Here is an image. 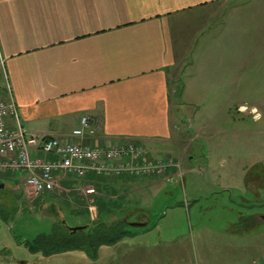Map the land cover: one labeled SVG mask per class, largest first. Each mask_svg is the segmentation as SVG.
Listing matches in <instances>:
<instances>
[{
    "label": "crops",
    "instance_id": "obj_1",
    "mask_svg": "<svg viewBox=\"0 0 264 264\" xmlns=\"http://www.w3.org/2000/svg\"><path fill=\"white\" fill-rule=\"evenodd\" d=\"M253 47L264 51V0H0V92L17 105L23 127L65 139L88 117L96 130L91 145L131 141L151 160H184L189 131L197 138L204 130L185 128V117L191 110L194 119L204 101L238 96L250 69L264 64ZM170 171L163 179L90 176L78 183L96 189L97 197L83 203H94L97 220L107 221L125 210L133 183L145 178L158 186L175 177ZM21 176L0 174V184L11 178V194L26 198L15 186ZM237 225L209 232L238 240L247 232ZM172 242L127 238L101 247L96 259L83 252L40 258L42 264H97L100 257L101 264H201L180 256V247L169 253ZM0 255V264H14ZM260 256L264 264V248Z\"/></svg>",
    "mask_w": 264,
    "mask_h": 264
},
{
    "label": "rangeland",
    "instance_id": "obj_2",
    "mask_svg": "<svg viewBox=\"0 0 264 264\" xmlns=\"http://www.w3.org/2000/svg\"><path fill=\"white\" fill-rule=\"evenodd\" d=\"M254 48V58L264 57V51L255 52ZM260 68L250 69L252 74L237 97L204 101L206 106L194 119L190 110L183 121L184 127L196 125L204 130L197 132L196 138L194 131L188 129L189 138L183 145L186 148L184 160L175 163V177L158 186H149L145 178L133 183L139 191L131 187L133 191L122 201L125 210L110 214L115 219L127 220L129 225L120 229L133 233L127 238L173 241L168 245L170 248L167 247L169 253L180 247V256L201 264H259L260 249L264 248L263 63ZM7 181L12 180L7 178ZM7 181L2 182L0 189V253H6L14 264L17 261L19 264L21 261L43 263L40 255L25 250L21 244L23 240L31 241L37 235L50 234L52 225L61 220L67 228H73L85 226L87 218H90L89 224L98 217L94 203H83L86 198L79 191L78 182H70L69 187H60L39 198L26 196V199L19 193L12 195L13 184ZM15 186L21 190L19 180ZM7 200L11 201L9 207L4 206ZM82 208L86 211L93 208L92 213H71L72 209ZM250 222L254 223L253 227ZM135 223L146 226H130ZM239 223L234 229L247 234L238 240L209 232ZM101 261L100 257L97 264Z\"/></svg>",
    "mask_w": 264,
    "mask_h": 264
},
{
    "label": "built area",
    "instance_id": "obj_3",
    "mask_svg": "<svg viewBox=\"0 0 264 264\" xmlns=\"http://www.w3.org/2000/svg\"><path fill=\"white\" fill-rule=\"evenodd\" d=\"M95 132L89 118L83 117L79 128L65 139L31 133L21 124L15 102L0 92V174H21L23 194L37 198L59 190L66 181L79 182L90 176L162 179L176 167L170 158L151 160L142 145L131 141L91 145ZM79 191L86 199L96 195L93 186L80 187Z\"/></svg>",
    "mask_w": 264,
    "mask_h": 264
},
{
    "label": "trees",
    "instance_id": "obj_4",
    "mask_svg": "<svg viewBox=\"0 0 264 264\" xmlns=\"http://www.w3.org/2000/svg\"><path fill=\"white\" fill-rule=\"evenodd\" d=\"M10 202L7 200V202H4V206L9 207ZM128 225L127 220L122 218H110L107 221L96 219L94 222L86 224L84 229L70 232L64 220H61L60 223L57 222L52 225L53 231L51 230L50 234L37 235L33 240L24 241L21 244L31 254H39L43 257L68 252H83L88 258L96 259L98 250L101 247L114 245L133 235L126 229L120 230L121 227Z\"/></svg>",
    "mask_w": 264,
    "mask_h": 264
},
{
    "label": "water",
    "instance_id": "obj_5",
    "mask_svg": "<svg viewBox=\"0 0 264 264\" xmlns=\"http://www.w3.org/2000/svg\"><path fill=\"white\" fill-rule=\"evenodd\" d=\"M2 188H3V186L0 184V189H2ZM130 226H132V227H145L146 224H138V223H135V224H131ZM82 229H84V226L73 227V228H69V227H68V230H69L70 232H77V231H80V230H82Z\"/></svg>",
    "mask_w": 264,
    "mask_h": 264
}]
</instances>
